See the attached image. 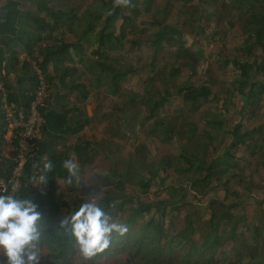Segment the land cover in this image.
Returning a JSON list of instances; mask_svg holds the SVG:
<instances>
[{"label":"trees","instance_id":"16d2710c","mask_svg":"<svg viewBox=\"0 0 264 264\" xmlns=\"http://www.w3.org/2000/svg\"><path fill=\"white\" fill-rule=\"evenodd\" d=\"M146 17L152 29L140 22ZM23 54L28 58L22 60ZM140 63L149 68L146 93L156 83L158 92L135 94L147 115L132 125L134 137L158 138L174 155L156 160L154 148L136 147L129 194L123 180L117 196L84 185L80 174L67 184L63 162L73 159L70 152L84 164L98 159L81 136L92 119L72 97L88 101L94 84L119 95L128 84L137 85ZM34 64L56 94L43 111L42 138L15 192V152L9 151V159L0 155V195L38 205L47 231L40 264L81 260L73 239L55 232L94 195L102 196L100 206L128 231L114 234L107 250L81 264H264V197L252 212L243 205V198L264 189L249 168L264 161V0H131L128 7L114 0H8L0 16V80L9 100L25 112L37 88ZM194 78L199 84H192ZM174 93L182 105L173 113ZM1 102L0 93V154L7 131ZM104 105L96 110L100 124L113 118L101 115ZM202 108L200 118H188ZM46 161L53 169L45 184L33 187ZM58 180L67 194L58 190ZM107 185L117 187L114 180ZM179 192L178 203L143 199ZM211 193L215 197L205 209L197 205Z\"/></svg>","mask_w":264,"mask_h":264},{"label":"rangeland","instance_id":"374dc122","mask_svg":"<svg viewBox=\"0 0 264 264\" xmlns=\"http://www.w3.org/2000/svg\"><path fill=\"white\" fill-rule=\"evenodd\" d=\"M8 0H0V8L7 3ZM2 14V12H1ZM140 22H144L146 27L152 29L149 26L151 22L150 17L142 18ZM121 25V22L118 23V27ZM73 38H70L72 40ZM28 57L23 54L22 60L27 59ZM34 62V61H33ZM144 63H140L136 65L138 69L136 80H138L137 85L133 83L125 86L119 95H114L113 90L108 88L105 84L97 85L94 84L91 87V91L89 94V100L81 103L82 101H77L78 98L74 95L72 97V101L74 104H78L83 107L84 111L87 113L88 117L92 119L90 125H88L81 136L83 135V139L85 145H91V149H93V153H98V159L93 161L92 164H84L81 163L80 160L73 152H70V156L75 160V162L79 165V174L81 175V180L84 182V185L87 186H96L101 188H106L110 192H119L118 186L121 185V181H125V190L126 193H131V184L132 180L130 177L131 169L130 164L134 165L136 147L140 146V144L145 145L148 149L154 148L157 151L156 160L161 159L163 156H173L174 150L173 148L160 141L155 137H134V130L132 129V125L138 124V121L147 115L146 106L143 102L136 98H134L135 94H140V96H153L156 92H158V83L154 84L155 88H151L149 93H146L147 87L146 84L149 80V68L144 67ZM192 84L197 85L199 81L197 78L190 79ZM83 81L88 85L90 82V78L88 76L83 77ZM2 82V81H1ZM14 82L13 76L8 79V83L12 84ZM3 83V82H2ZM137 92V93H135ZM53 96L56 94V89L52 88ZM171 101V111L174 113L176 108L182 105V100L176 93H174L173 97L170 99ZM104 105V110L101 112L103 115L106 112L111 113L113 118H110L109 121H104L103 124H100L96 117V110L98 109V105ZM204 108L202 111L194 113L193 115L188 114V118L192 120L200 118L201 114H203ZM119 118V120H117ZM140 126V125H138ZM120 132H123L120 135ZM72 147V146H71ZM3 149H6L3 146ZM11 148H9L10 150ZM66 146H62L59 150L70 151ZM12 150V149H11ZM10 150V151H11ZM120 152H119V151ZM121 160L120 163L118 161ZM252 170V174L254 178L261 179L264 181V161H259L255 165H251L249 167ZM170 176L173 175L172 171L168 173ZM127 175V176H126ZM166 177V175H164ZM115 181L117 187H112L107 185L108 181ZM103 185V186H102ZM58 190L61 193L67 194V189L62 180H58L57 182ZM109 186V187H106ZM232 189L237 190L238 186L236 184H232ZM181 193H177L171 197L167 193L163 194L161 197H154V194H151L149 198L143 197L144 200L148 201H157L161 200V198H167L172 201V203H178L181 198ZM117 196V195H116ZM215 197L214 193H211L206 198H202L201 202L197 205L204 208L206 206V202ZM264 197V189L261 188L259 191L252 193L250 196L243 198V205L249 211L252 212L254 207L257 205V202ZM155 198L157 200H155ZM71 201V200H70ZM203 210V209H202ZM43 251V255L40 258V263L42 258L45 256L46 252ZM1 255V254H0ZM125 256V253L122 254ZM82 259H78L76 261L77 264H81ZM83 262V261H82Z\"/></svg>","mask_w":264,"mask_h":264},{"label":"clouds","instance_id":"9594fccd","mask_svg":"<svg viewBox=\"0 0 264 264\" xmlns=\"http://www.w3.org/2000/svg\"><path fill=\"white\" fill-rule=\"evenodd\" d=\"M131 0H114L115 6H130ZM68 172L67 184L79 178V165L74 159L63 162ZM51 161L43 163L41 174L32 178L33 187L47 181ZM102 196L85 198L78 210L65 216L59 223L56 235L69 236L79 258L90 261L107 250L113 235L123 236L128 228L106 212L99 204ZM47 233L38 205L30 198L0 195V254L4 264H40L43 255L42 241Z\"/></svg>","mask_w":264,"mask_h":264},{"label":"built area","instance_id":"2783aa9c","mask_svg":"<svg viewBox=\"0 0 264 264\" xmlns=\"http://www.w3.org/2000/svg\"><path fill=\"white\" fill-rule=\"evenodd\" d=\"M37 74V88L34 99L27 112L18 108L17 104L10 101L8 93L0 80V93L2 95L1 109L7 122V131L4 137V146L1 152L2 159H9V151H14L12 160L15 167L11 177V192L17 191L20 179L31 151L35 143L42 138V126L45 123L43 111L51 100L52 88L48 84L43 72L34 64ZM4 72V71H3ZM17 144V146H15ZM9 148H11L9 150ZM5 188V185L1 183Z\"/></svg>","mask_w":264,"mask_h":264},{"label":"water","instance_id":"95a60500","mask_svg":"<svg viewBox=\"0 0 264 264\" xmlns=\"http://www.w3.org/2000/svg\"><path fill=\"white\" fill-rule=\"evenodd\" d=\"M1 12H2V9L0 8V16H1ZM51 110L56 112V113L63 114V112L61 110H59L56 106H53ZM69 125H71L70 121H69Z\"/></svg>","mask_w":264,"mask_h":264}]
</instances>
